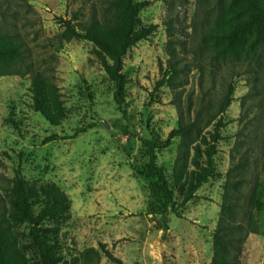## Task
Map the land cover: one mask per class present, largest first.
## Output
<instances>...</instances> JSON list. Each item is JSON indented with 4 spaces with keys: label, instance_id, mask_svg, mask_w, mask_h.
<instances>
[{
    "label": "rangeland",
    "instance_id": "374dc122",
    "mask_svg": "<svg viewBox=\"0 0 264 264\" xmlns=\"http://www.w3.org/2000/svg\"><path fill=\"white\" fill-rule=\"evenodd\" d=\"M145 1L149 5L139 18L143 25L153 24L156 29L148 40L130 48L123 60L127 124L116 109L112 85L93 54V45L78 40L58 44L54 40L62 31L59 18L68 19L75 12L85 16L91 8H99L103 0H0L5 13L0 29L24 42L29 67L54 83L63 114L60 124L51 126L32 107L29 75L1 76L0 174L11 178L14 169H20L26 180L55 183L67 195L70 218L59 225L60 252L65 261L85 248L99 249L98 244H104L121 264H208L222 187L233 163L232 155H236L234 143L237 138L245 141L238 133L247 134L249 123L264 125V104L250 95L254 87L246 75L232 78L233 73L222 65L211 78L208 67H186L176 92L183 104L199 97L200 81L213 102L218 100L225 80L233 79L235 84L233 101L223 115L226 126L217 146L216 176L180 209L178 218L173 214L165 217L166 229L159 216L148 213L150 181L139 176L146 160L138 138L165 140L177 127L178 117L170 91L165 87L155 89L160 79L158 66L167 58L166 5L162 0ZM212 3L177 1L179 39L185 38L182 30L189 32L190 26L200 23ZM117 121L126 125L132 136L115 129ZM76 130L80 133L74 136ZM53 135L61 139L43 143ZM178 145L175 139L157 154V163L168 176ZM246 146L240 147L241 153ZM257 155L254 150L250 152V160ZM258 172V167L246 169L250 178ZM259 184L263 202L255 216L259 229L243 243L239 264H264L262 174ZM15 230L19 243L27 244V227L16 225ZM22 252L28 264H35L29 250ZM100 264L114 263L101 255Z\"/></svg>",
    "mask_w": 264,
    "mask_h": 264
},
{
    "label": "trees",
    "instance_id": "16d2710c",
    "mask_svg": "<svg viewBox=\"0 0 264 264\" xmlns=\"http://www.w3.org/2000/svg\"><path fill=\"white\" fill-rule=\"evenodd\" d=\"M162 1L166 5L167 58L158 66L160 79L155 89L165 87L170 91L178 123L163 141L140 137L138 141L146 160L139 176L150 181L152 201L148 204V213L159 216L161 226L166 229L165 217L173 214L178 218L180 209L216 176L217 146L223 140L226 126L223 115L233 101L235 90L233 79L225 80L218 100L213 102L200 81L199 97L195 102L189 99L183 104L176 98L183 70L188 66L199 70L208 67L210 77L214 78L218 68L226 65L233 73L232 78L246 75L254 87L250 95L257 98L256 101L260 98L264 104L261 91L264 86V0H213L199 24L190 26L189 32L182 30L185 35L182 40L176 35L178 0ZM148 5L145 0H103L99 8H91L85 16L75 12L68 19L59 18L62 31L54 37L58 44L78 40L93 45V54L112 85L116 109L127 124L123 60L130 48L148 40L155 32V25H143L139 18ZM4 14L0 3V20H4ZM27 56L24 42L0 29V77L29 75L33 109L51 126H58L63 114L57 88L41 72L29 67ZM249 125L247 134L238 133L245 141L237 138L234 143L236 155H232L233 163L222 187L208 264H239L237 257L243 243L250 234L258 233L255 216L263 206L259 175L264 177V125L260 122ZM113 127L124 136H132L119 121ZM74 133L76 136L80 132ZM58 139L61 138L49 136L43 143ZM175 139L179 140V145L168 176L157 163V154ZM246 143L241 153L239 149ZM253 150L258 157L251 161L249 153ZM253 166L258 167L259 172L250 178L246 169ZM0 180V264H28L23 250L33 254L35 264H100L101 255L114 264L122 263L104 244H98L99 249L85 248L69 260H63L59 225L70 218L71 203L67 195L55 183L26 180L20 169H14L11 178L0 174ZM16 225L27 227V244L19 243Z\"/></svg>",
    "mask_w": 264,
    "mask_h": 264
},
{
    "label": "crops",
    "instance_id": "0c3cea01",
    "mask_svg": "<svg viewBox=\"0 0 264 264\" xmlns=\"http://www.w3.org/2000/svg\"><path fill=\"white\" fill-rule=\"evenodd\" d=\"M181 262H183V261L181 260ZM179 264H180V263H179ZM183 264H189V263L186 262V261H184ZM190 264H193V263H190Z\"/></svg>",
    "mask_w": 264,
    "mask_h": 264
}]
</instances>
